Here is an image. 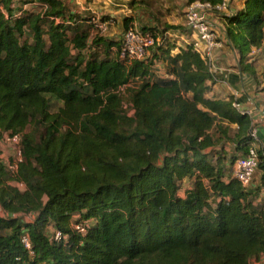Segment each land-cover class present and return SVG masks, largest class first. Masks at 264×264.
<instances>
[{
  "label": "trees",
  "instance_id": "1",
  "mask_svg": "<svg viewBox=\"0 0 264 264\" xmlns=\"http://www.w3.org/2000/svg\"><path fill=\"white\" fill-rule=\"evenodd\" d=\"M38 1L43 11L32 5L14 17L15 0H0V143L20 133L21 147L15 172L0 158V264H251L264 255L259 187L224 171L251 143L250 118L231 98L206 97L207 62L189 44L171 55L167 43L156 49L168 77L147 80L152 58L82 54L88 32L74 14L61 0ZM194 1L221 2L186 0ZM220 18L241 59L264 42V0H241ZM24 30L31 42L19 40ZM50 97L61 102L55 111ZM25 214L32 218L22 222Z\"/></svg>",
  "mask_w": 264,
  "mask_h": 264
},
{
  "label": "crops",
  "instance_id": "2",
  "mask_svg": "<svg viewBox=\"0 0 264 264\" xmlns=\"http://www.w3.org/2000/svg\"><path fill=\"white\" fill-rule=\"evenodd\" d=\"M63 2V0H61ZM67 1L66 5L70 6L75 3L87 4L89 8L92 10V6H99L101 11V3L105 4L103 5L104 13L108 14V18H110V21L116 22L114 19H118V23H114L115 27H113L111 24L107 22V29H113L114 31L117 30V34L121 33L123 30V27L125 26L126 18L123 17L122 14L119 12H116L117 7H119L121 1L119 0H64ZM97 1H100V3H96ZM186 1V0H184ZM230 7L231 11H235V9L240 8L241 6V0H230ZM32 5H38V3L34 2V4H30L26 7L24 6L25 10L30 9ZM186 2V6H187ZM125 6V5H123ZM185 6V7H186ZM179 5L175 6V9H180V11L184 12L185 7H180ZM78 6H75V9H77ZM102 8V9H103ZM71 9V8H70ZM36 11V10H35ZM73 11V10H72ZM93 11V10H92ZM180 11H177V15L179 16V22L180 25L176 24L174 27H169L165 29V33L170 30V36L173 37V40L175 42H171L170 44L173 46L170 51V54L173 55L179 51L180 48H185L188 44L194 39V35L189 32V30L186 29V27H183L184 24V15L179 13ZM75 13H78L75 11ZM142 13V12H138ZM79 14V13H78ZM143 14V13H142ZM224 13H220V16ZM138 16V15H137ZM141 16V15H139ZM220 16H210L212 26H214L217 30V43L212 48L211 51V59L209 63V70L214 76L213 82L210 84L209 89L206 91V97L209 98H222L227 99L231 98L232 101L236 102L238 104V107L235 108L237 112H244L246 113L250 118V123L253 125L255 129V140L254 145L257 149H261L263 155H264V53L261 50H258L256 47H252L250 51L246 54L244 58H240L239 53L232 48L230 45L226 35L224 34V31L221 30V26L223 25V20L220 18ZM142 18V17H140ZM137 20V19H136ZM56 22H62L61 20ZM111 22V23H112ZM65 24L70 23L68 20L64 21ZM152 22L148 21L145 18V21H142L140 23L139 28L143 30H149L146 27L148 24ZM169 29V30H168ZM220 30V31H219ZM112 33V32H111ZM94 36L96 33L93 34ZM115 35V34H114ZM90 35H88L89 37ZM87 37V39H88ZM113 37V36H112ZM122 37V35H121ZM156 37L159 39L158 33H156ZM108 39H111L116 42L117 39L121 38H110L106 37ZM160 42V40H159ZM161 43V42H160ZM159 45V43H158ZM111 47V46H110ZM107 49V48H106ZM150 48L149 50H151ZM108 50V49H107ZM149 50L147 52H149ZM74 52V50H73ZM155 52L158 53V56H160V63L155 64V58L152 57V54L147 53L146 58L150 60L153 59V65L151 67H157L159 68V71L157 73L159 74V78H167L168 76L165 73L164 69V63L162 61V54L159 52L158 49H155ZM145 58V59H146ZM202 58V57H201ZM128 64V63H127ZM151 72L150 69L149 74H147L144 78L147 80H150L151 78ZM230 135H233V132L235 131L236 125L230 124ZM224 149L226 150L227 154H231L234 152L233 143L227 141L224 143ZM228 155V156H229ZM231 167L232 162L229 163V158L226 159L224 164V171L225 176H231ZM254 177L251 179V182L248 186V188H256L259 187V192L257 194L255 202H260L261 199L264 198V186L260 183V172L259 170H256L253 174ZM185 188L190 187V182L186 180L184 181ZM48 234L51 233L52 229L51 227L47 228ZM251 264H264V255H260L258 259L252 260Z\"/></svg>",
  "mask_w": 264,
  "mask_h": 264
},
{
  "label": "built area",
  "instance_id": "3",
  "mask_svg": "<svg viewBox=\"0 0 264 264\" xmlns=\"http://www.w3.org/2000/svg\"><path fill=\"white\" fill-rule=\"evenodd\" d=\"M230 5V0H221V2L216 5H211L207 2L194 1L188 4L184 9L183 15L185 27L194 35V39L190 43L191 48L207 62L208 66L211 59L212 48L217 43V30L212 26L210 16H220V13L231 14L232 11ZM39 6L40 11H43L45 6L43 4H40ZM22 9H24V7ZM21 12L22 10L17 9L13 16L18 17L21 15ZM54 20L58 21L57 18ZM89 22L99 35L105 34V30H107L106 21L92 17ZM220 29L224 31V26L222 25ZM157 42L158 38L154 36L150 30H142L134 26L128 27L124 30L119 46L116 49L117 57L127 63L134 60L142 61L146 58L147 51ZM257 48L264 53V42ZM232 106L237 108L238 104L232 101ZM248 135L251 139L249 147L244 154H239L235 157L232 161L231 167V177L237 179L244 188L249 186L252 176L257 170L258 162L257 149L253 143L256 134L251 123ZM19 141L20 133L5 134L1 138V143L7 144V146L11 147L8 159L3 161L10 172L16 171L17 163L21 160V147ZM16 185L20 188L23 186L20 182L16 183ZM73 227L79 232L85 231L83 223H75ZM52 237L57 240L61 237V234L58 230H54ZM20 241L24 247L28 249L29 253H31L30 241L25 232L20 234Z\"/></svg>",
  "mask_w": 264,
  "mask_h": 264
},
{
  "label": "rangeland",
  "instance_id": "4",
  "mask_svg": "<svg viewBox=\"0 0 264 264\" xmlns=\"http://www.w3.org/2000/svg\"><path fill=\"white\" fill-rule=\"evenodd\" d=\"M119 1H121V3L119 5V7H117L116 12H119L120 14H122L123 17H127L126 22H125V26L122 29L123 31L121 33L117 34L116 33L117 30L114 31V28L110 30L108 27V29L105 30V34L99 35L98 32L95 30V28L92 26V24L89 22L92 17H96L102 21L109 22L108 26H109V24H111L113 27H115V24L118 23L117 18L114 19L116 22H112V21H110V18H108V16H107L108 14L104 13L103 5H105V4L101 3V11H99L100 10L99 6H92V10H93L92 11L87 4L80 5L79 3H75L73 5L67 6L66 5L67 1L65 2L63 0V4L65 6V14L66 15L74 14V18H75L74 20L76 22H78V24L82 25V27L87 30L88 35H90L87 39L86 48H84V50H82V54L86 55V54H90L93 52V54H96L99 57H102V56L109 54V55L117 58V55H116L117 45H112L110 48H108V53H107L105 51L107 49L104 47V45L101 43L97 44L94 41L95 38H97L99 36H103L105 38L106 37L121 38V35L123 34V32L126 28L132 27V26L139 28L140 23L142 21H145V18L148 21L152 22V24L149 23L146 28L151 30V31H155L159 35V39H158L159 45L155 46V49L158 47L163 48V46L165 44H167V43L170 44L172 41L175 42L173 40V37L170 36V33H168V32H170V30L168 29L169 31L165 33V29L169 28V27H174V26H176V24L181 23V22H179V16L177 15V11H180V9L179 10L175 9V6L179 5L181 8L185 7L186 1H184V0H119ZM33 2L39 3L38 0H33V1L32 0H15V4L17 6H19L18 9H20V10L25 5L27 7L29 5V3H33ZM85 2H87V0H85ZM96 3L98 4V3H100V1H97ZM123 5H125V6H123ZM35 6L36 7H34V9L36 11H38L39 6L38 5H35ZM75 6H78V8L75 9ZM75 11L78 12L79 14L75 13ZM138 12H142L143 14L138 13ZM179 13H181V15H182L183 11H180ZM139 15H141V16H139ZM140 17H142V18H140ZM59 20H61V19L59 18ZM47 24H48V19H46L42 24L43 30L45 29V27H47ZM178 25H180V24H178ZM180 27L182 28L181 25H180ZM183 27H185V25ZM94 33H96L95 36L93 35ZM69 34H70V31H69ZM43 37L47 41L45 34L43 35ZM19 40L31 42L32 38H31L30 31L24 30L22 35L19 37ZM159 40L161 43L159 42ZM119 41H120L119 39L116 40L117 44ZM75 53L76 52L72 51L73 56L75 55ZM159 57L160 56H157V53H155V61H156L155 64L160 63ZM151 70H152L151 80L160 79L158 77L159 74L157 73V71H159V68L151 67ZM60 105H61L60 101L50 97V107H49L50 111H55ZM31 128L32 127H28L26 129V131H30ZM39 132H41V128L38 129L35 134L38 136ZM10 152H11L10 146H7V144L0 143V158L3 161L8 159ZM238 155H239V153L234 154L233 159H235V157ZM253 177H254V175L252 176V178ZM185 182H186V180H185ZM185 187L186 186L184 185V181L179 183L178 195H181V196L183 195ZM0 214H3L1 212V210H0ZM31 218H32V214L31 215L25 214V215L21 216V221L25 222L27 220H30Z\"/></svg>",
  "mask_w": 264,
  "mask_h": 264
}]
</instances>
